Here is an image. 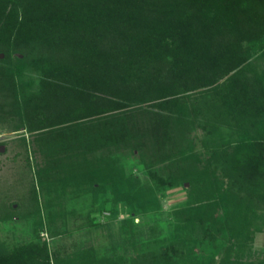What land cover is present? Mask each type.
Listing matches in <instances>:
<instances>
[{
    "label": "trees",
    "instance_id": "16d2710c",
    "mask_svg": "<svg viewBox=\"0 0 264 264\" xmlns=\"http://www.w3.org/2000/svg\"><path fill=\"white\" fill-rule=\"evenodd\" d=\"M0 124L21 132L50 176L72 162L83 168L88 153L112 146L174 159L183 153L184 127L218 135L203 142L206 163L219 166L228 188L173 213H186L199 237H213L218 222L232 220L241 246L264 217V0H0ZM88 188L98 189L91 180ZM101 192L86 213L88 225L116 216L118 201L128 204L119 254L93 243L51 248L35 229L28 241L0 244V264H175L184 245L199 239L146 238L134 223L142 211L136 192L114 190L112 206ZM239 199L261 212L249 210L251 218L241 220ZM205 209L218 217L209 222Z\"/></svg>",
    "mask_w": 264,
    "mask_h": 264
},
{
    "label": "rangeland",
    "instance_id": "374dc122",
    "mask_svg": "<svg viewBox=\"0 0 264 264\" xmlns=\"http://www.w3.org/2000/svg\"><path fill=\"white\" fill-rule=\"evenodd\" d=\"M24 134L29 136L27 132ZM217 136L206 134L200 127H184L179 141L183 153L176 154L174 159L157 161L149 151L112 146L88 153V167L79 168L72 162L50 176L51 172L38 168L45 164L41 153L31 147L26 149L20 141L21 132L0 124V244L9 246L28 241L37 229L40 238H45L51 248L74 251L81 245L93 243L102 244L108 254L113 245V252L119 254V224L128 214L125 201L117 202L116 216L97 226L87 224L86 213L104 196L102 186L109 199L114 190L136 192L142 211L134 217V223L142 236L164 239L165 243H176L180 237L199 238L193 246L184 245V253L175 256V264H264V217L257 219L262 228L253 232L251 241L240 246L236 223L232 220L218 222L223 226L220 231L212 230L213 237H199V233H193V225L184 219L186 213H173L179 205L191 211L190 208L216 199L228 188L229 180L222 175L219 166L206 163L210 149L203 142L209 143L219 138ZM152 172L172 180L173 184H161ZM48 174L51 178L47 185L41 186L40 179ZM90 180L98 188L96 191L88 188ZM229 203L228 200L227 205ZM112 205L111 199L107 206ZM234 205L242 211L241 220L251 218L246 216L249 210L261 212L259 207L245 200L239 199ZM220 211L224 214L226 210L221 206ZM204 216L209 222L218 217L213 209H205ZM99 218L104 220L105 217ZM55 229L66 232L62 236L51 235ZM188 248L193 249V253H189ZM105 262L114 264L113 259Z\"/></svg>",
    "mask_w": 264,
    "mask_h": 264
}]
</instances>
